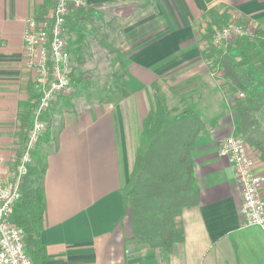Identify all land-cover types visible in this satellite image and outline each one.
<instances>
[{"label":"crops","instance_id":"0c3cea01","mask_svg":"<svg viewBox=\"0 0 264 264\" xmlns=\"http://www.w3.org/2000/svg\"><path fill=\"white\" fill-rule=\"evenodd\" d=\"M54 2L0 0L3 180L11 178L25 130L22 120L36 98L34 71L28 65L24 45L26 21L46 16ZM87 3L96 21L105 17L113 23L107 40L123 59L120 63L126 71L122 85L129 93L75 101V91L72 96H58L47 111L50 138L45 144V167L40 179L47 201L41 235L49 256L47 264H264V229L242 225L240 186L230 159L220 154L222 140L239 134L237 115L234 123L228 115L215 125L208 124L197 139L200 200L183 210L184 240L175 244L169 257L159 261L146 246L131 247L129 221L116 223L124 214L121 189L129 181L145 118L154 108L155 93L162 84L197 85L208 79L206 84L217 92L216 100L221 102V109L212 111L210 119L230 107L223 88L207 71L209 62L202 54L206 42L200 39L211 20L208 12H227L231 18L245 17L264 27V0ZM249 68L252 84L264 94V72L256 64L250 63ZM209 97L206 95V102ZM71 100L79 104L78 110H70ZM256 116L264 129V104ZM33 118L34 114L31 122ZM248 147L251 156H257L255 172L264 174V162L257 151Z\"/></svg>","mask_w":264,"mask_h":264},{"label":"trees","instance_id":"16d2710c","mask_svg":"<svg viewBox=\"0 0 264 264\" xmlns=\"http://www.w3.org/2000/svg\"><path fill=\"white\" fill-rule=\"evenodd\" d=\"M89 12L86 9L74 13L68 19L70 31L78 37L74 44L86 37L83 21L88 18ZM208 15L211 20L200 39L206 42L203 57L210 63L209 67L216 76H220L225 94L232 99L240 135L260 152L259 157L264 162V129L255 116V112L264 104V94L252 84L249 68L250 63L256 64L264 72V27L258 25L251 38L216 44L212 41L216 27L228 23L232 18L229 13H220L215 9H211ZM32 84L36 105L39 93L35 89V82ZM121 86V93L127 95L129 91L122 83ZM241 92L245 96L240 97ZM154 98L155 105L145 118L141 145L129 181L121 189L124 214L116 223L124 219L129 221L133 237L131 247L146 246L152 251L161 250L167 258L175 244L184 240L183 210L197 205L200 200L195 160L197 139L208 124L215 125L221 119L222 113L207 120L195 106L178 111L176 107H170L165 96L158 92ZM35 110L36 106L34 108L32 105L23 118L25 130L21 136L25 139ZM45 114L41 116L43 120ZM26 126L29 128L26 129ZM49 138V130L47 136H40L32 151L34 162L40 156L42 144L47 143ZM23 145L17 152L16 165L25 150ZM34 162L21 178V197L14 206L11 219L24 230L26 251L32 264H47V247L41 239L47 201L42 182L36 178L39 169Z\"/></svg>","mask_w":264,"mask_h":264},{"label":"built area","instance_id":"2783aa9c","mask_svg":"<svg viewBox=\"0 0 264 264\" xmlns=\"http://www.w3.org/2000/svg\"><path fill=\"white\" fill-rule=\"evenodd\" d=\"M87 0H56L46 16L26 21L24 45L28 65L34 71L35 89L39 93V109L32 122L29 140L18 165L17 175L8 180L0 178V264H32L26 251L24 230L12 222L14 206L21 197V178L29 171L32 151L42 132V114L59 95L73 88V66L69 46L68 19L87 7ZM256 27L237 21L230 22L215 32L216 44L240 38H251ZM240 97L245 96L243 92ZM220 154L230 159L242 195V225L264 229V175L255 172L254 161L240 134L226 136Z\"/></svg>","mask_w":264,"mask_h":264},{"label":"rangeland","instance_id":"374dc122","mask_svg":"<svg viewBox=\"0 0 264 264\" xmlns=\"http://www.w3.org/2000/svg\"><path fill=\"white\" fill-rule=\"evenodd\" d=\"M54 3H56V0ZM52 8H53V6H52ZM86 9H87V7L85 9H83L82 11H85ZM92 12L94 13V11H92ZM91 13L89 12L88 14L90 15ZM48 14H49V12H48ZM108 21L109 20H107L105 17H102V20H100V21H96L93 16H91V15L88 16V18L83 21L84 25H85L84 26V29H85L84 33H85L86 37L83 40H81V42H79L78 44L77 43L74 44L78 38L76 33L70 31V37L71 38L69 39V46H70V51L72 52L71 53V61H72V66H74V71H73L74 77L72 76V78H73L72 91L69 93H66L65 95L72 96L76 91L77 95H75V97H78V98H76L75 101H78L79 99H80V101H85V100H89V99L95 101V100H98L100 98L105 99L110 94H113L116 92L121 93L120 90L122 88V86H121L122 78H123L126 70H125V67L120 63V61L123 60L121 55L119 54V52L113 50L112 45H114V44H112L110 40H109V42L112 45H110L108 43L107 33L110 32L109 25L113 24L112 21H109V22ZM233 21H237V22H241V23H247V25H249L251 27L252 26L253 27L258 26V24H256V22L251 21V19H248L245 17L237 18V19L232 18L228 23L233 22ZM228 23H226V24H228ZM226 24H223L221 26H217L215 29V32L219 28L223 27ZM69 30H70V27H69ZM214 40H215V33H214L212 41L214 42ZM263 41H264V39H263ZM257 46L258 45H256L255 47H257ZM257 49H259V48H257ZM208 65L210 66V63H208ZM207 71L208 72L210 71L211 73L214 74V75L212 74L214 82H218L219 86L222 88L221 81H220L221 79H219L220 76L219 75L216 76V74L213 72V70L210 67H209V69H207ZM178 74H179V72H178ZM178 74H176V75H178ZM207 81H208V79L204 78L201 80V82H198L197 85L188 84V83L185 84V82H184V84H180V85L175 84V85L171 86L168 83H166V84L164 83V84H162L160 91H158V93L162 96H165L170 107H172V108L176 107V109L178 111H182L186 107L195 106L196 108H198L202 112V114L204 115V118H206L207 120H210V117H211L210 113L212 111L220 110L221 109V102L216 100L217 97H219V96H217V92L215 90H213V88H211V85L208 86L206 84ZM212 90L214 92L211 93ZM206 95H210V97H213V95H214L215 98L213 100L209 97L210 101L206 102L205 101ZM228 98H229L228 99L229 101L227 102V105H229L230 107L225 108L221 113H222V117H224V116L228 117V115L229 116L231 115V121L230 122L234 123L235 122L234 116L237 114L233 110L232 99H230V97H228ZM32 105H34V108L36 106V110L34 111V113H36L39 109V102L36 105L34 102V103H32ZM52 105H53V101L50 104V108L52 107ZM78 106H79V104L74 102V100L73 101L71 100L68 107L70 108V110L74 111V110H76V107L78 110ZM50 108L44 112L46 114H45V117L43 120L44 121V131L42 132V134H44L45 136H47L49 126H50L49 122H48V115H47V111L50 110ZM258 111H256V112H258ZM256 112H255V116H256ZM256 118H257V116H256ZM34 119H35V114H34L33 121H34ZM237 119H238V117H237ZM23 121L24 120H22V122ZM28 128H29V126H26V129H28ZM30 129H31V127H30ZM30 129L28 130V136L26 137V139H25V137H22L21 142H22V144L24 143L23 146H25V148L27 147V143L29 140ZM246 143H247V141H246ZM45 144H46V142H44L42 144V150H41V153H40L38 160H36V162H34L32 159V162L30 163V165L33 166L34 165L33 162H34L35 167L37 169H39V173L36 175L38 182H40L42 172H43L44 167H45V163H44V157H45V153H46ZM247 146H248V143H247ZM248 149H249V147H248ZM253 149L255 151H257L256 153H258V155L260 156V152L255 148H253ZM21 157H22V155H21ZM252 158H253V161L255 163V159L257 158V156H256V158L252 156ZM18 165H19V163L15 166L16 169H14V167L12 168L11 177L14 175H17ZM31 166H29V167H31ZM254 168H255V165H254ZM260 174L264 175L262 173H260ZM154 252L156 253V256L158 257V260L166 257L163 254V252H161V250H156Z\"/></svg>","mask_w":264,"mask_h":264}]
</instances>
